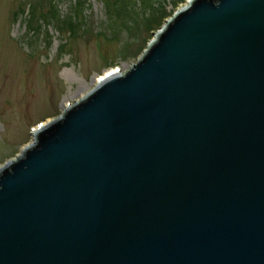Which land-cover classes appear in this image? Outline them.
Masks as SVG:
<instances>
[{"label": "water", "instance_id": "1", "mask_svg": "<svg viewBox=\"0 0 264 264\" xmlns=\"http://www.w3.org/2000/svg\"><path fill=\"white\" fill-rule=\"evenodd\" d=\"M0 264H264V0H189L36 131Z\"/></svg>", "mask_w": 264, "mask_h": 264}, {"label": "rangeland", "instance_id": "2", "mask_svg": "<svg viewBox=\"0 0 264 264\" xmlns=\"http://www.w3.org/2000/svg\"><path fill=\"white\" fill-rule=\"evenodd\" d=\"M49 1L0 0V167L30 144L32 129L59 117L106 70L135 64L154 33L186 5L128 0L127 15L113 16L103 0H58L63 16L84 3L74 28L58 32L42 23Z\"/></svg>", "mask_w": 264, "mask_h": 264}, {"label": "trees", "instance_id": "3", "mask_svg": "<svg viewBox=\"0 0 264 264\" xmlns=\"http://www.w3.org/2000/svg\"><path fill=\"white\" fill-rule=\"evenodd\" d=\"M103 3L108 9V12L113 16H118L120 14L127 15L126 12L129 5L128 0H103ZM83 6L84 3L82 1H78L77 3L72 4L69 13L63 16L60 14V11L58 9V0H50L45 17H43V21L45 22L42 23L47 25V27L53 26L58 32H62V29L67 25L70 26V30H72L74 28L72 19H74L78 13L80 14L83 11ZM129 11L131 10L129 9ZM166 16L167 15H164L161 18L165 19Z\"/></svg>", "mask_w": 264, "mask_h": 264}, {"label": "bare ground", "instance_id": "4", "mask_svg": "<svg viewBox=\"0 0 264 264\" xmlns=\"http://www.w3.org/2000/svg\"><path fill=\"white\" fill-rule=\"evenodd\" d=\"M113 74H115V68H110V69H108V70H106L105 72H104V74L100 77V78H98V79H96L95 80V84H97L98 82H101L102 80H104L105 78H107V77H109V76H111V75H113ZM86 95V93L85 94H83L80 98H83L84 96ZM80 98H78L76 101H79L80 100ZM73 102V101H72ZM75 102V101H74ZM65 106V105H64ZM51 121V120H50ZM49 122V121H48ZM43 125H45V123H43L41 126H43ZM32 139H33V137H32ZM32 141V140H31Z\"/></svg>", "mask_w": 264, "mask_h": 264}]
</instances>
